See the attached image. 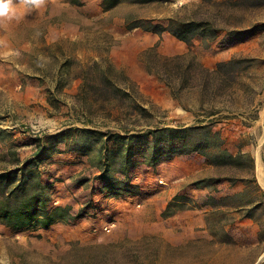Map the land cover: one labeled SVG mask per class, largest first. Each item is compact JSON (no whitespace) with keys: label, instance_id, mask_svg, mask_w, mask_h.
<instances>
[{"label":"rangeland","instance_id":"1","mask_svg":"<svg viewBox=\"0 0 264 264\" xmlns=\"http://www.w3.org/2000/svg\"><path fill=\"white\" fill-rule=\"evenodd\" d=\"M145 1L105 12L103 0H45L38 9L13 0L14 13L0 18V74L14 70L19 92L26 83L34 95L14 126L32 135L84 127L124 135L214 123L220 139L173 159L187 190L160 215V191L174 183L169 169L138 155L129 173L139 197L107 200L108 136L99 138L71 175L75 212L47 233L0 229L3 264H264V0ZM170 19L224 32L187 44L129 28ZM64 136L68 149L80 141L76 131ZM227 187L236 193L222 195Z\"/></svg>","mask_w":264,"mask_h":264},{"label":"trees","instance_id":"2","mask_svg":"<svg viewBox=\"0 0 264 264\" xmlns=\"http://www.w3.org/2000/svg\"><path fill=\"white\" fill-rule=\"evenodd\" d=\"M121 2L122 0H103L102 6L107 12L117 7ZM129 28H142L146 32L159 36H162L164 32H169L187 44H192L196 39L204 43L213 42L224 32L222 29H217L215 24L209 21H182L178 19H170L166 26L154 24L152 21H148L146 24L136 21L132 22ZM213 128L214 123H209L202 126L164 127L134 133L126 130L123 135L114 132L104 133L84 127L70 128L66 133L72 134L73 131L79 133L80 141H77L69 150L82 155H88L97 150L99 138L108 136V140L103 143V151L107 152L108 164L100 179L103 181L101 192L109 197H120L130 194L139 196L141 194V187L133 184V177L130 176L131 170L137 165L135 158L138 155L145 158L150 166L156 167L172 161L176 156L203 152L210 146V140L220 139L219 131H215ZM66 133L50 138L53 140L50 147L52 152L57 151L58 144L66 142L67 137L64 136ZM193 135H198V142H194ZM228 158L234 157L229 155ZM38 164V161L34 160L26 164L21 169V178H18L19 171L0 175V223L8 226L14 232L28 230L36 223L48 227L57 222H66V219L69 218V211L66 209L58 208L51 212L48 210L49 197L47 192L49 186L43 183L42 172ZM111 171L123 174L128 181L109 176Z\"/></svg>","mask_w":264,"mask_h":264},{"label":"crops","instance_id":"3","mask_svg":"<svg viewBox=\"0 0 264 264\" xmlns=\"http://www.w3.org/2000/svg\"><path fill=\"white\" fill-rule=\"evenodd\" d=\"M15 73L16 72L12 70L6 75L0 74V175L12 171H19L18 178H21V169L32 160L38 161L39 169L42 172V181L45 185L49 186L47 192L49 197L48 210L51 212L54 209L60 208L68 211L72 210L69 212V214H72L75 212V197L78 196L80 189L78 188L79 185L77 182L73 181L74 179L71 175L78 172L77 170L81 166L78 162L84 160V157L78 152L70 151L66 142L58 144L56 152L50 150V138L61 135L64 132L63 128L52 133L32 135L30 132H21L18 127L14 126L15 117L25 109V105L33 102L34 98L32 91L30 94V88H28L26 83L24 84V93L21 94L19 92L21 82L19 77L15 78ZM2 102H5V105L1 107ZM4 115L7 116L5 117L6 120H1ZM2 133H7L8 136H12V139L6 140ZM45 149L47 150L45 151ZM40 155L43 156L40 157ZM159 166L160 173L166 167L169 169L168 173H165L166 179L174 182L173 184L170 183V186H167L164 190H162L163 187H160L162 190L160 191L161 215L165 213L168 207L172 206V200L177 195L185 194L187 189L181 188L182 184H179L181 179L178 177L174 179L177 175L175 160L160 164L156 166V168ZM80 187L83 186L80 185ZM234 193H236L235 187H227L226 190L222 192V195H232ZM101 195L107 198L105 193L101 192ZM142 196L145 197L146 195ZM71 206H73L72 209H70ZM64 223L63 221L57 222L48 227L36 223L35 226L32 225L28 230L38 234L41 232L47 233L52 231L54 227L63 225ZM2 228L13 231L8 226L0 223V229Z\"/></svg>","mask_w":264,"mask_h":264},{"label":"clouds","instance_id":"4","mask_svg":"<svg viewBox=\"0 0 264 264\" xmlns=\"http://www.w3.org/2000/svg\"><path fill=\"white\" fill-rule=\"evenodd\" d=\"M44 3L45 0H20V4L36 9L40 8ZM16 7L17 5L13 4V0H0V18H10V14L14 13ZM0 264H3V262L0 261Z\"/></svg>","mask_w":264,"mask_h":264},{"label":"built area","instance_id":"5","mask_svg":"<svg viewBox=\"0 0 264 264\" xmlns=\"http://www.w3.org/2000/svg\"><path fill=\"white\" fill-rule=\"evenodd\" d=\"M160 183H161L162 185H166V184H167V182L164 181V180H160ZM114 227H115V223H112V224H110V225H107V226L105 227V231H106L107 233H111Z\"/></svg>","mask_w":264,"mask_h":264},{"label":"bare ground","instance_id":"6","mask_svg":"<svg viewBox=\"0 0 264 264\" xmlns=\"http://www.w3.org/2000/svg\"><path fill=\"white\" fill-rule=\"evenodd\" d=\"M263 185H264V182H263Z\"/></svg>","mask_w":264,"mask_h":264}]
</instances>
